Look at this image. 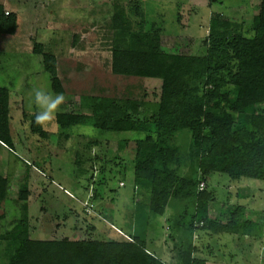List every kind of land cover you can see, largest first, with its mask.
<instances>
[{"label": "rangeland", "instance_id": "1", "mask_svg": "<svg viewBox=\"0 0 264 264\" xmlns=\"http://www.w3.org/2000/svg\"><path fill=\"white\" fill-rule=\"evenodd\" d=\"M257 5V0H19L11 4L12 9L6 7L17 15L18 28L14 34L2 35L0 42V86L10 92L13 140L12 149L0 143V173L10 183L7 199L0 204L4 214L0 233L27 215L32 239H102L115 235L114 230L129 237L145 236L147 246L156 250L166 231L163 219L177 217L185 206L193 210L191 200L170 198L163 217L149 213L144 203L147 191H139L134 185L135 140L143 137L142 133L103 132L90 122L62 131L55 119L43 128L46 137L30 131L29 118L40 111L34 103V91L43 89L55 95L41 56L32 51L34 41L56 55L65 96L58 112L89 115L92 97L105 96L128 104L135 115L149 117L158 109L161 81L113 73V46L126 42L134 48H147L140 40L146 34L151 39L159 36L168 50L198 54L199 40L208 34L212 15L230 18L250 36ZM120 12L127 31L114 29L113 16ZM139 31L142 33H136ZM214 115V110L207 109L204 123ZM189 143L186 131L172 140L180 159L172 167L180 175L192 171ZM23 184L29 191L26 200L19 198ZM198 188L212 193L208 205L211 219L225 222L228 209L243 205L238 228L245 227L243 222L259 227L264 222V180H233L223 173H213ZM257 225L253 224L252 230L258 229ZM169 236L170 231L164 242L170 240ZM257 236L264 241L261 231ZM226 237L229 235L215 238ZM259 241H253L255 251L246 257L247 262L264 264ZM210 243L214 246L213 241ZM15 245L13 240H0V264ZM246 246L241 242L235 251L239 264L249 254ZM214 252L229 261L224 248Z\"/></svg>", "mask_w": 264, "mask_h": 264}, {"label": "trees", "instance_id": "2", "mask_svg": "<svg viewBox=\"0 0 264 264\" xmlns=\"http://www.w3.org/2000/svg\"><path fill=\"white\" fill-rule=\"evenodd\" d=\"M257 1L252 35L216 13L209 20L208 34L199 40L198 54L168 50L159 36L151 39L146 34L140 40L147 48H134L126 42L113 46V73L161 81L158 109L151 116L135 115L128 104L105 96L92 97L89 115L56 113L62 131L90 122L103 132L143 134L135 140L133 173L135 187L148 192H144V203L149 213L163 217L170 198L191 200L193 205L192 211L185 206L177 217L166 218L169 237L175 243V264H203L192 256L195 230L234 232L243 215L244 206L235 205L228 209L225 222L209 217L212 193L206 188L198 190L206 176L223 173L233 180H264V0ZM6 11L0 4V42L2 35L14 34L18 28L17 15ZM113 26L127 31L122 12L114 14ZM32 51L41 56L53 93L64 94L56 55L36 41ZM207 109L216 115L204 123ZM34 113L29 118L30 131L46 137L47 131L35 124ZM9 122L10 92L0 86V143L12 149ZM183 131L190 136L192 171L187 175L172 167L180 162L172 140ZM9 184L0 173V204L7 199ZM28 195L23 184L19 198L26 200ZM3 218L0 212V221ZM30 228L24 215L10 230L0 233V240L16 242L3 264H166L149 252L145 236L129 237L113 230L118 237L40 240L30 237Z\"/></svg>", "mask_w": 264, "mask_h": 264}, {"label": "crops", "instance_id": "3", "mask_svg": "<svg viewBox=\"0 0 264 264\" xmlns=\"http://www.w3.org/2000/svg\"><path fill=\"white\" fill-rule=\"evenodd\" d=\"M19 0H0V4L3 5L4 8L10 7L11 4L15 3ZM12 9V8H11ZM4 87V86H3ZM4 146V145H3ZM245 190L248 189L247 187L244 188ZM247 196V195H246ZM164 223H166V231H163L162 238L160 239L159 245L157 246L156 250L150 249L148 246L149 252L153 253L155 257L160 259L162 262L166 264H175V250L173 249L175 246V243L170 240H167L164 242V237L166 239L167 233L170 231L167 229V220L166 218L163 219ZM245 223V227L238 228L237 231L234 232H225V233H211L209 230H202V229H196L193 234L192 244L194 246V253L192 254L193 257L200 259L203 264H239L235 261V258L238 259V256L236 257L235 251L238 250V247L241 242H245L248 246L249 254L244 255L243 260H239L240 264H252L251 262H247L246 257L249 255V258L254 253V247L253 241H259L257 234H259V231H261L264 234V222L260 223L261 227H259L256 223L252 222H243ZM257 225L258 229L252 230V226ZM249 225V226H247ZM115 227V226H114ZM256 227V226H255ZM118 227H115L117 229ZM119 229V228H118ZM134 230V229H133ZM114 232V231H113ZM115 234V232H114ZM220 234H228L229 237H226L224 239H216L215 237H218ZM215 236V237H214ZM108 238H115L118 237L116 235L113 236H107ZM210 239V240H209ZM214 242V246L210 242ZM261 243L260 248L258 246V251L264 252V241H259ZM217 245V246H216ZM246 246V247H247ZM227 250L228 252V260L224 261L219 255L215 254L216 251H220L221 249ZM241 249V248H240ZM256 249V248H255ZM243 250L240 254H243ZM231 260V261H230ZM263 262V261H262ZM261 264V263H259Z\"/></svg>", "mask_w": 264, "mask_h": 264}, {"label": "clouds", "instance_id": "4", "mask_svg": "<svg viewBox=\"0 0 264 264\" xmlns=\"http://www.w3.org/2000/svg\"><path fill=\"white\" fill-rule=\"evenodd\" d=\"M65 102L63 93L53 95L43 89L34 91V103L40 111L34 113V122L38 126L45 128L56 117L60 105Z\"/></svg>", "mask_w": 264, "mask_h": 264}, {"label": "built area", "instance_id": "5", "mask_svg": "<svg viewBox=\"0 0 264 264\" xmlns=\"http://www.w3.org/2000/svg\"><path fill=\"white\" fill-rule=\"evenodd\" d=\"M8 12L6 11V14H7Z\"/></svg>", "mask_w": 264, "mask_h": 264}]
</instances>
